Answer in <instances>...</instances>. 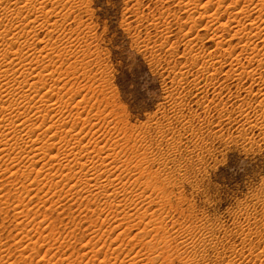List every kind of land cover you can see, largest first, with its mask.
<instances>
[{"label":"snow or ice","instance_id":"obj_1","mask_svg":"<svg viewBox=\"0 0 264 264\" xmlns=\"http://www.w3.org/2000/svg\"><path fill=\"white\" fill-rule=\"evenodd\" d=\"M80 2L82 0H27V3L36 9L35 13H39V19H37L36 15L35 20L29 21L34 27L31 29V33L25 32L22 34L26 39L20 41L11 38L12 44L19 45L17 52L11 54L16 55L18 53L21 61H24L27 59L28 54L32 53L33 58L28 64H35L36 67H39L47 79H44L33 90L34 94L33 91H24L23 85L27 84L28 80L32 78L31 72H29L21 83L20 91H14L9 94L8 88L4 87V83H7L8 79L7 76L4 77V83H0V90H2L0 102L8 103V107H3L0 104V127L15 133L21 153H25V149L39 153L41 159L47 157L44 160V164L47 163L49 167H52L57 162H62L72 155L70 149L73 148L74 140L80 134L81 113L87 109L91 114V118L87 116L84 120H87L88 125L94 128H96L97 124L100 127H105L106 132L109 134L105 135L102 133L101 135L104 136V139L106 138L111 142L110 154L114 153L118 160L116 161L117 166L112 169H108L105 164L104 171L100 176L93 174L88 177V172H84L85 183H87L89 178L94 179L98 183L93 185V190L96 189V186H99L103 188L105 195L112 196L113 192L106 193V189L113 188V182L109 181L104 184L100 177L104 175L105 171L108 176H111L113 172L119 171L121 176L115 179V181L119 179V184H116L115 189L117 196L123 195L128 201L124 207L128 209L136 208L138 204L142 207L146 205L148 208L156 206L152 213H147L151 216V219L148 220L146 225L144 224L146 215L142 214L139 216L133 215L131 219L124 222L128 225V233L140 229V231L136 232V235L128 239V244H132L135 241L137 245L147 249V252H141L139 256L145 261L151 260L152 264H157V261L163 264V261L172 254V248L166 243L164 228L167 227V224H165V221L170 223L169 216L178 217V213L174 211L175 200L165 201L163 197H160L157 192L160 181L153 173L157 171L158 164L162 167L170 166L171 159L176 158V152L182 151L183 144H188L191 147L189 137L192 136L193 131L196 133V136L192 137L193 139L207 132L210 135L204 136V139L208 143H220L221 147H223L224 142H228L229 136H232L233 139L236 138L235 135L222 131L221 125L228 128L234 125H241L242 130L247 132V128H244V124L240 123V121H245L246 109H249L250 106H246L247 99H243L245 100V105L237 104V101L241 100V91L247 92V89H243V85L239 84V87H236L234 92L229 90L226 93L227 100H232V104H237L236 107L228 104L225 97L221 96L215 89L220 87L217 84V80L220 78L226 81L223 84L225 89H230V86L242 81L244 77L256 78L260 87L264 84V55H261L264 50L257 52L250 42L252 34L245 31V28L252 27L253 24L257 28H259V25L255 20H251L250 23H240V20L237 19V17H241L245 21L250 20L254 12L252 7L249 6L253 3V0H206L203 4H201L200 0H187V2L185 0H95L94 7L97 9L102 8L103 11L99 12L96 18L91 21V26L89 25L88 17L73 7L75 3ZM0 3H3V0H0ZM49 3L61 7L62 11L63 5H70V7L64 12V17L56 22L58 35H54L55 39H52L53 36H49L48 39L51 41L52 50L46 51L47 55L44 57V62L41 63L35 52H33V48L36 49L38 44L44 46L40 51L48 47L42 42L37 43V36L40 32H44L47 27L48 12H45L44 8ZM192 4H195L194 10L188 7ZM241 4L243 6H240ZM126 6L128 11H122ZM212 7H215V12H212L210 16L200 15L196 19H192V15L189 16L187 14L188 18L181 20V16L185 14L181 9L187 13H194L199 9H203L204 13L207 14ZM173 8H177L178 15L173 16L171 12ZM133 9H135V19L132 16ZM221 9H224L225 12L229 9L233 10V15L229 17L228 22L223 24L219 23L220 16L216 14L220 13ZM73 13H76V17H79V19L68 23V17L72 16ZM54 14L59 15L58 13ZM30 15H33V13ZM261 16H264V12L261 13ZM206 18L209 21L207 25L202 28L199 27L197 20ZM25 20H27V17L21 23L26 27L24 24ZM37 20H40V23L37 24ZM233 21H235L236 25L235 32L229 35V33L233 32L230 27ZM260 24H264V20H261ZM185 25L189 26L187 31H185ZM198 33L200 34L199 39L197 38ZM255 35L264 37V28H260V34L257 35L255 33ZM7 36L8 33L0 36V41H3V43H0V68H3L8 75L14 76V73L3 67L6 63H11L7 60L11 52V45L5 39ZM221 36H223V41H220ZM226 36L228 37L227 39L225 38ZM210 38L217 40L220 45L219 48L215 45L212 52H208L205 48L201 51L199 46L207 43ZM245 38L248 39L249 43H237L233 47H225V45H230L234 40H244ZM170 40L172 41L171 43H169ZM77 48L79 51L76 54L67 55L66 65H60V62L56 63V61H59L55 59L57 55L61 59H65L64 49ZM237 48L241 49V52L239 55L233 56ZM25 49H28V52H25ZM181 49H183V54H178ZM193 49H195L194 53ZM81 52L85 54L81 55ZM138 52L140 55L137 54ZM256 55L260 56L258 61L256 60ZM141 56L151 58L154 70L160 77L166 81L174 82L169 92L173 97L174 107L169 105L156 110L153 108L155 100L147 95L146 92L140 90L139 82L134 80L133 77L141 76V73L136 71V68L140 66ZM49 60L52 61V71L46 72V65ZM242 60L244 64L241 63ZM253 63L258 65L255 70L237 72V68H244L245 64L251 65ZM118 65L121 66L117 67ZM21 67L25 68V64L21 63ZM225 67H229L230 70L222 72L221 70ZM67 69L71 70L67 71ZM209 69H213V71H209ZM117 71L121 75H116ZM114 76L116 83L121 85L126 97L129 92L127 85L129 83L136 85L135 91L132 93L133 99L126 100L133 111L138 110L143 113L150 110L153 112V115L145 121L146 128L141 129L138 125L136 126L135 136L137 139L128 136V132L133 129L121 130L118 127L122 123L120 119L122 112L112 104V97L115 93L111 88V83ZM61 80L64 81V86L58 88L57 84ZM201 81H204V83L201 84ZM69 84L75 85V92L68 86ZM45 88L44 94L40 95V90ZM249 88L251 92H248V97H251L253 91L252 87ZM209 89L213 91L210 93ZM49 93L57 97L55 103L49 104L44 99ZM69 93L72 95L69 96ZM81 93L85 94L84 98L69 107L73 97L79 96ZM37 96H39V100L34 105L32 101L36 100ZM261 96H264V90L261 91ZM65 97H68V99H65ZM93 97L96 99L93 100ZM256 99H259V97H252L253 101ZM88 101H92L90 107ZM141 101L144 103H141ZM33 107L37 108V112L31 116L27 115ZM20 108L25 109V111H17ZM93 108L97 109L94 113L92 112ZM54 110L56 118L49 117L48 113ZM65 113H68V115L65 116ZM20 117L25 118V124L28 126V132L23 135L16 132V128L19 126L15 124V120L20 119ZM41 117H44L43 120L51 121L47 127L44 126L43 122L40 124L34 122L28 124V121L41 119ZM124 119L126 120L127 118L124 117ZM141 120H144L143 115H141ZM69 123H71V127L65 130L64 125ZM73 123L76 124V127L80 126L79 131L74 130L75 128L72 127ZM247 124L248 128L255 129V125L250 122V117ZM260 126L264 127V123H261ZM113 128L116 129L114 133L112 132ZM39 129H43V131L39 132L35 140L31 139L29 133L37 132ZM4 133L7 142L8 132ZM66 133L67 135H65ZM217 133H219V136H217ZM250 133L247 132V135ZM53 137H57V140L55 143H50ZM220 137H223V142ZM261 140H264V135H261ZM65 142H67V147ZM32 144H39L40 147L32 149ZM52 149H58L55 155H49ZM0 151H3V149H0ZM13 151H16V149H13ZM57 157L59 160L55 159ZM19 159L25 162L31 160L32 164L39 163V161L34 160L33 156H28L27 153L24 156L20 155ZM32 164L28 166L32 167ZM15 166L16 164L12 165V167ZM61 166H63L62 163ZM0 168H2V165H0ZM97 171L99 172L100 169L97 168ZM7 174L5 176V172L0 171V177L3 178L0 179V184L4 180H8L11 183V170ZM28 175L30 177L32 173ZM124 176L129 178L135 176V179L131 180V183L127 181L120 183ZM16 183H20V178H17ZM25 183H27V180H25ZM123 185H127V187H122ZM190 188L196 192L197 197L200 199L205 196L213 198L216 193V189L211 186L207 177H201L193 181ZM79 190L77 188V191ZM3 191L4 189L0 188V192ZM149 191L151 195L145 197L144 193ZM133 193L138 197H143V199H134ZM97 196L100 200L103 199L99 192H97ZM0 201H3V196H0ZM5 203L7 202L5 201ZM104 203L106 204L107 201H104ZM57 209L54 208L53 213L49 216V221L53 219L57 221L51 225L53 229L51 239H49V235H43L41 239L43 243L39 241L33 242L35 243L34 252L28 245V241L27 244L17 241V243L22 245L21 249H27L21 252L24 257V264L25 262L30 264V261L33 260H35L36 264H42V262L47 264L45 257L50 260L49 253H52L53 249L56 250L53 241L63 244V248L65 246L68 247V244H75L78 245V250L87 249L90 246L93 249H99L95 247V244H99V242L95 241V237L88 232L87 228L82 227L87 224L89 228L92 227L93 231L99 234V231L89 224L88 219H85V217H89L88 212L91 211L90 209L88 211L85 208L80 209L79 220L72 215L70 207L67 217L64 216L65 210L58 212ZM118 209L122 210L123 207L118 206ZM136 210L139 212V208ZM64 220H68V224H65ZM225 223L227 231L231 235L226 236L225 232L221 231L217 234L220 238L216 241V250L222 248L220 255L224 257L223 264H227L229 255L235 257L234 264H245L248 257L244 256V252L247 251L251 254L249 249L251 248L253 252L257 246L261 247V251L256 258L261 260V264H264V229L257 236L249 231V225H244L242 228L238 225L233 230L231 222L226 221ZM44 225H46L45 230L47 231L48 223H44ZM141 225H144V228L141 229ZM117 227H120V225H117ZM124 231L125 229L116 236L119 238L118 240L125 236ZM177 231H179L178 228ZM65 233L67 234L65 235ZM72 233L75 235L73 236ZM150 234L151 239H138V237L146 238ZM167 236L172 237L176 243L184 242L182 238L175 237V233L172 232L171 228L168 229ZM236 239H239L241 243L239 245L234 244V248H230V242ZM65 240H67V243H64ZM252 241H256V243L253 244ZM50 245H52L51 251L49 250ZM45 248L46 250L41 254L40 250ZM25 252L28 255H24ZM154 252L156 255H153ZM87 255L88 253L83 254V256ZM214 257L215 251L209 247L207 249L206 264H216ZM133 259L135 260V258ZM136 264H139V261H136Z\"/></svg>","mask_w":264,"mask_h":264},{"label":"rangeland","instance_id":"obj_2","mask_svg":"<svg viewBox=\"0 0 264 264\" xmlns=\"http://www.w3.org/2000/svg\"><path fill=\"white\" fill-rule=\"evenodd\" d=\"M185 2H187V0H185ZM200 2L201 4H203L206 2V0H200ZM22 3H23V0L19 2L18 7H20ZM94 3H95V0H82V2L75 3L73 5V7H75L78 11H81L85 16L88 17L90 26H91V21L96 18V15L99 12L103 11L102 8H99V9L95 8ZM257 3H258V0H254L251 5L254 7L255 4ZM240 6H243V4H241ZM69 7L70 5H63V11L61 10V7H58V6L55 7V5L51 3H49L48 7H46L47 9L49 8L48 9L49 13H52L54 10V13H58L59 16L53 13L52 18H51L52 20L50 22L51 25L49 23V26H52V28H50L49 30L44 29V32H40L38 35L40 38L37 36V39L39 38L38 39L39 42L37 41V43L42 42L48 46L47 49H45V51L44 50L42 51L43 53L40 51V49L44 47L43 45L38 44L36 46L37 50L33 48V51L35 52L36 57L39 58L40 62L42 63L44 62L43 56L45 54L47 55L46 51L52 50L51 41H49V39L47 38H49V36H53L52 39H55L54 35H58L56 32V28H57L56 22L60 20L62 17H64L65 15L64 12H66ZM191 7L192 6L190 5L189 8ZM192 8L194 10L195 6H193ZM47 9L45 10L46 12H47ZM122 11H128L127 6ZM181 11L185 12V14L181 16V20L187 19L188 18L187 14L189 16L192 15V18L196 19L199 16V14L206 15V17L210 16L212 12H215V7L210 8L207 14L204 13L203 9H199L197 12H194V13H191V12L187 13L183 9H181ZM171 12L173 16H176L179 14L177 12V8L171 9ZM227 12L233 13V10L229 9ZM227 12H225L224 9H221L220 13H216L218 16H220V19H222V20H219V23L222 24L227 19L228 17ZM132 16H133V19H135V9L132 10ZM254 16H255V13L252 15L251 18L255 19ZM56 17L59 19H57ZM75 19H79V17H76V13H73L72 16L68 17L67 22L71 23V21ZM208 22L209 21L207 18L205 20H197V24L201 28L206 26ZM52 23L54 25H52ZM32 25L33 24H29V26H27L28 31H26L27 29H25L24 33L25 31L27 33L31 32L30 29ZM73 27H75V25H73ZM188 27H189L188 25H185V31L188 30ZM7 29L10 30L11 28H7ZM248 29H250V27ZM50 30L52 31L50 32ZM16 32L17 31L15 30V33ZM233 33H229V35ZM5 34L2 33V36ZM13 34L14 32H12L11 36H13ZM193 34L195 35V33ZM201 35H203V33H201ZM11 36L9 37L7 36L5 37V39L8 41ZM197 37L198 39L200 38L199 33L197 34ZM24 38L26 39V37L22 36L18 40L23 41ZM225 38L227 39L228 37L226 36ZM222 39H223V36H221L220 40L223 41ZM246 40L247 38H245L244 40H238V41L234 40L229 46L233 47L237 43L244 44ZM253 41L252 42L254 45L257 44L256 45L258 47L256 49L258 50L257 52L264 50L261 43H259L258 41L256 42L255 40ZM1 42L3 43V41ZM171 42L172 41L170 40L169 43ZM216 43H217V40L215 38H212V40L210 38L207 43H204L199 47L201 51H203V49L205 48L208 52H212L213 49L215 48V45L218 48ZM229 46H226V47H229ZM18 47L19 45L17 44L16 49H18ZM24 51L28 52V49H25ZM78 51H79L78 48L77 49H64L65 59H61L57 55L55 59L59 61H56V63L60 62V65H66L67 55L76 54ZM194 52H195V49H194ZM240 52H241V49L237 48L233 54L239 55ZM80 54L84 55L85 53L81 52ZM137 54L140 55L139 52ZM178 54H183V49H181V51ZM261 55H264V52L263 54L261 52ZM257 56L258 57H256V60L258 61L260 57L259 55ZM32 58H33V54L29 53L27 56V59L24 60L26 61V66L29 67L31 65V64L28 65V63L32 60ZM20 61L21 60L17 59L15 61L13 60V62L11 63H7L10 66L9 70L15 74L14 76L11 75L9 79L10 78L11 80L17 79L18 77V80L21 81V79L23 78L22 74L24 73L23 72L24 68H20L21 70L19 69V71H17L18 67H20L21 65ZM17 63H19V65ZM241 63L244 64V61L242 60ZM51 64H52V61L49 60L46 65V69H47L45 70L46 72L52 71ZM139 65L140 66L136 68V71L140 72L141 76L140 77L134 76L133 79L139 82L141 91L146 92L147 95H149L152 99L155 100V103L153 104V108L156 110H160L169 105H172L174 107L175 105L173 104V97L169 94L170 89L172 87V83L174 82L166 81L158 75V73L154 70L151 58H146V57L141 56ZM119 66L121 65H118L117 67ZM256 66L258 67L256 63H253L251 65L245 64L244 68H237L238 70L237 72L252 71L257 68ZM32 67L35 70L34 72L35 75L33 74V76H38L40 73L44 76V74L41 72V69L39 67H36L35 64H33ZM73 67H75V65H73ZM29 68H31V66ZM70 70L71 69H67V71H70ZM229 70H230L229 67H225L221 71L227 72ZM193 71H195V69H193ZM209 71H213V69H209ZM116 75H121V74L117 71ZM189 79H191V77H189ZM28 81H31V82L26 84L23 90L33 91V89L35 88L34 82L36 81L33 79V77L29 79ZM203 83L204 81H201V84ZM224 83H226V81H224L222 78L218 79L217 84H219L220 87L216 88L215 91L219 92L221 96H224L225 100H227L226 93L229 90L234 92L236 90V87H239V84L243 85V89H247V92L241 91L240 93L241 100L237 101V104L240 103L241 105H245V100L243 99H247L246 106H250L249 109H246L247 112L245 113V121L243 120L240 121V123L244 124V128H247V132H251L249 134L250 136L247 135V132L242 130L241 125H234L231 128L221 125L222 131L229 132L235 135L236 137L235 139H233L232 136H229L228 142H224L223 147H221L220 143H208L204 139V136L210 135V133H207V132H205L201 136H197L196 139H193L192 137L196 136L195 131H193L192 136L189 137V140L191 142V147H189L188 144H183L182 151H178L175 153L176 158L175 159L170 158L171 159L170 166L162 167L159 164L157 165V171L153 173V175L157 177V179L160 181V184L157 187V192L159 193L160 197L164 198L165 201L175 200L176 205L174 207V211L178 213V217L169 216L170 223L168 221H165V224H167V227L164 228V233H166L165 234L166 243L169 247L172 248V254L169 255V258L163 261V264H171V263L172 264H206L207 249L209 247L213 248L215 251L214 259L216 260V264H223L224 257L220 255V251H222V248L220 250H216V241L217 239L220 238L218 237L217 234L220 233L221 231H224L226 236L231 235V233L227 231V225L225 223L226 221L231 222V227L233 230L238 225L241 228L244 225H249V231L253 232V234L257 236L260 235L261 230L264 229V140H261V135H264V127L260 126L261 123H264V113L261 112V110L262 111L264 110V107L261 108L260 106H262V104L259 103V101L261 102V99H262L261 91L264 90V84H262L260 87L259 82L256 80V78L250 79L248 77H244L242 81L230 86V89L223 88ZM62 86H64L63 80L60 81L59 86L57 87L59 88ZM68 86L71 87L73 92L76 91L74 84L73 85L69 84ZM127 87L129 89V92L126 97L121 85L119 83H116V78L115 76L113 77L111 88L115 94L112 97V104L118 107L122 112V116L120 117V119L122 120V123L118 125V127L122 128L121 130H125L127 128L133 129L132 131L128 132V136L133 139H137V137L135 136L136 126L138 125L141 129L146 128L147 125L145 121L153 115V112L150 110L145 111L143 113H140L138 110L133 111L132 108L129 106V104L126 102V100L133 99L132 93L135 91L136 85L129 83ZM249 87H252V91H253V93H251V97H248V92H251V89ZM6 88L10 89L9 86H6ZM41 90H40V95L44 94V92L46 91V88L41 89ZM18 91L19 90L15 92H18ZM212 91H213L212 89H209L210 93ZM21 95L23 96V94ZM50 95L51 94L49 93V95L47 96L52 98L53 95L51 96ZM71 95L72 94L69 93V96ZM84 95H85L84 93H81L79 96L73 97V99L70 101L69 107H71V105L75 104L77 101L83 99ZM252 97H259V99H256L255 101H253ZM56 98L57 97L54 96L52 98L53 100L51 99L52 102H50L49 104L53 102L55 103L57 100ZM37 99L39 100V96L36 98V101H38ZM65 99H68V97H65ZM95 99L96 98L93 97V100ZM197 99H199V97H197ZM45 100H47V98ZM36 101L33 100L32 104H37ZM1 103L4 104V106L8 107V103L7 104L6 102H1ZM91 103L92 101H88L89 107L91 106ZM141 103H144V102L141 101ZM227 103L232 104V100H227ZM237 104H232V106L236 107ZM256 104H258V106H256ZM33 108L34 109L31 110L30 113L28 112L29 114L27 113V115L31 116L33 115V113L37 112V108L36 107H33ZM96 110H97L96 108H93L92 112L94 113ZM19 111L22 112V111H25V109L21 108L19 109ZM54 112L55 110L53 111V113H51V115L48 113V116L51 118H56V114H55L56 112L55 113ZM13 115H15V113ZM87 115L89 116V118H91V114L87 111V109L81 113L82 122L80 120V123L83 124L82 126L84 127L81 126L80 132L84 131V133L83 134L80 133L78 136L80 137L86 136L87 138L86 143L87 144L89 143L88 145L91 146V148L95 146L97 147V149L106 147L105 149H108V151L106 152L110 153L111 152V145H110L111 142H109V140H107L106 138L104 139V136L101 135L102 133H104L105 135H108L109 133L106 132L105 127H100L99 124H97L96 128H94L91 125H88L87 120H84L85 122L87 121L85 123L82 118L87 117ZM141 115L144 116V120H141ZM124 117H126L127 119L125 120ZM249 117H250V122L252 124L257 123L256 124L257 126L254 124L255 125L254 130L252 128H248L247 123L249 122ZM43 118L36 119L37 123L34 120V123L40 124L41 122L44 121ZM23 121H25L24 117H23ZM45 121L43 122L44 126L45 125L47 126L50 123L49 122L50 120L49 121L47 120L46 122ZM93 123H95V121H93ZM68 125H69L68 126L69 128L71 126V123H69ZM73 126H76V124L73 123L72 127ZM73 128L75 129L77 128L75 131H79V126L73 127ZM82 128H85V129L82 130ZM41 130L43 131V129ZM115 131L116 129L113 128L112 132L114 133ZM217 136H219V133H217ZM35 139L36 137H34L33 140ZM220 140L223 142V137H220ZM53 142L54 141L52 139V142L50 143H53ZM0 148H3V147H0ZM3 151L2 153L0 151V165H2V168H0V170L2 169L1 171L5 172V176H7L8 171L11 170L12 175L10 177L11 183L8 180H4V182L0 184V187L4 189L3 192H0V196H3V200H4V201H0L2 202L0 203V257H1L0 264L1 263L2 264H11V263L12 264H15V263L24 264V257L20 254L22 251H26L27 249L26 248L21 249L20 247H22V245H20V243L27 244V241H28V245L32 248L34 252L35 243H32V242L39 241L40 239L39 242L43 243V241L41 240L43 235L45 236L49 235L50 236L49 239H51V233L53 231L51 225L57 222L56 219L49 221V216L53 213V209L58 208L57 209L58 212L65 210L64 216L67 217L69 215L68 213L69 207L71 208L72 215L76 216L77 220H79L80 218V216L78 215L80 212V209L85 208L86 211H88L89 209L91 210L88 212L89 217H85V219H88L90 225L95 226L94 228L99 231V234H97L96 231H93L92 227H90L89 229L87 224H84L82 227L87 228L88 232L92 233V235L95 237V241H99V244H95V247L99 249H93L92 246H90L87 249L78 250L77 249L78 245H75V244H68V247L65 246V249H64L63 244L53 241V244L56 246V250L53 249V252L49 253V256L51 257L50 260L48 259V257H45V261H47V264L48 263L49 264H86V263L87 264H90V263L91 264H101L102 263L101 260L104 257H105L104 258L105 261L103 260L102 264H106L109 258L110 260L107 262V264H114L115 262L116 264H132L133 262L134 264H136V261H139V264H145V263L152 264L151 260L145 261L141 258V256H139V253L147 252V249L145 251V249L142 246L137 245L135 241L132 244H128V239H130L131 236L136 235V232L140 231V229H136L133 232L128 233L127 231L128 225L124 221L131 219V216L133 215L139 216L142 214V215H146L144 218V224L146 225L148 220L151 219V216L148 215L147 213H152L155 210L156 206H153L152 208H148L146 205L142 207L141 205L138 204L136 208L128 209L127 207H124L128 203V201L124 198L123 195L117 196L116 193H114L116 192L115 191L116 189H114V187H116V185H114V181H115L114 179H116L115 177L121 176V172L119 171L113 172L112 175L109 176L111 177V179L109 177L107 178L108 174L106 172V174L104 173L103 177L101 176L100 178V180L102 181L106 179L107 180L109 179V181L112 180L113 188L107 189L108 193H112L114 191L113 192L114 194L112 196L105 195L103 189L101 187L99 188L98 186H96V188H99V189H95L97 191L93 190L92 186L98 182L94 179L93 181H90L92 179L89 178L87 180L88 185L84 184L85 183V175H84L85 173L81 175L78 170L74 172L75 174H72V173L70 174L68 170L67 179L69 181L66 179V176H62L61 178L59 177L60 179L57 178L56 180L58 181L61 180L60 182L63 181V183H59V186L56 187L55 191L54 190L52 191L50 190V188H48V184L43 180V178H41V181L43 180L44 182L42 184L44 185L46 183L47 185L45 184L43 186L42 184H40L41 182H38L39 184L37 183V181L40 180V179L36 180L37 172L33 170L31 171V169L35 168L36 166L31 167V169H28L29 168L28 164H30L29 161L24 162V160H22L23 161L22 163L21 160L15 158L16 153L18 151H16V153L12 152L13 154L11 155V157L6 156L5 154L7 152L5 151L3 152ZM117 151H119V149H117ZM3 153L4 155H2ZM110 155H111L110 162H109L110 165L109 166L107 165L108 169H112L114 166H117L116 161L118 160V157L114 153L113 154L111 153ZM13 158L15 159L12 160ZM16 159L18 160V162L15 161ZM37 159H39V157H37ZM111 159H112V162H111ZM113 161L115 162L114 164H112ZM19 162H21L22 165ZM24 163L26 164L28 168H26L25 165H23ZM13 164H16V166L12 167ZM37 166L41 167L40 164H38ZM92 166H94V168L95 166L96 168H100L101 166L99 172L95 168L96 169L95 175L98 176V174L101 175V173H103L104 165H101L100 163L98 164L96 163V165L93 164L90 167L92 168ZM5 168H6V171H5ZM28 171L29 173L32 172V175L30 177H28L29 176L27 173ZM66 173L65 175H67ZM34 176H35V180H33ZM31 177L32 179H28ZM88 177H91L89 173H88ZM177 177H179V179H177ZM201 177H207L209 179L211 186L216 189V193L213 198H209L205 196L203 199H200L199 197H197L196 192L191 190L190 186L192 185V182L198 180ZM17 178H20L21 185L16 183ZM0 179H2V177H0ZM134 179H135V176H132L131 178H129L128 176H124L123 179L120 181V183H124L125 181H127L128 183H131V180H134ZM25 180L27 181L29 180V182L25 183L24 187H22ZM32 180L33 182H35L33 185H32L33 183ZM65 180L66 182H64ZM118 182H119V179L115 181V183H118ZM65 183H66V186L68 185L69 187L68 186L66 187L64 185ZM35 184H38V186ZM104 184H107V181H104ZM25 185L26 186L28 185L27 187L28 189L25 187ZM86 185L89 187L87 188ZM123 186L127 187V185H123ZM145 186L147 187V185ZM30 188H33V189H30ZM77 188H79L80 190L77 191ZM86 189L87 190L89 189V190L87 191ZM63 190L64 191L66 190V191L64 192ZM107 190H106V193H107ZM27 191H29L30 193ZM141 191H143V189H141ZM97 192H100L99 193L100 196L104 197L102 200L97 199L98 198ZM55 193H57L58 195L57 194L55 195ZM50 194H52L53 196ZM93 195H95V197ZM149 195H151L150 191L144 193L145 197ZM105 196L107 197L105 198ZM18 197H20L21 199H18ZM40 197L42 198V200L44 199L45 200L40 201L41 199ZM110 198L115 199V202L113 201V199H110ZM133 198L143 199V197L136 196L135 193H133ZM46 199L47 200L50 199V200L47 202ZM5 201L7 203H5ZM104 201H107V203L105 204ZM19 202L21 204H19ZM45 202H46V205H44ZM118 206L123 207V209L122 210L118 209ZM137 208H139V212H137L136 210ZM20 211L23 212V215H26L24 216V219H23L22 214H20L22 213ZM18 215H20V217ZM56 215L58 217V213ZM157 215H159V213H157ZM98 217L100 218L98 219ZM21 219L23 220L20 221ZM63 222L65 224H68V220H64ZM44 223H48L49 228L47 229V231H45L46 225H44ZM133 223H135V221H133ZM27 224L29 226H27ZM117 225H120V227H117ZM142 228H144V225L141 226V229ZM169 228H171L172 232L175 233V237L182 238L184 242L176 243L172 237H168L167 232ZM177 228L179 229V231H177ZM105 229H107V231H105ZM124 229H125L124 231L125 236L121 237V239L118 240L119 238L116 236L120 232H122ZM66 234L67 233H65V235ZM72 235L74 236L75 234L72 233ZM81 235H83V233H81ZM138 239H151V234L146 238L138 237ZM157 239H159V237H157ZM17 241H19L20 243H17ZM64 243H67V240H65ZM240 243H241L240 240L236 239L230 242L229 246L230 248H234L235 246L234 244L239 245ZM252 243L255 244L256 241H252ZM51 248H52V245L49 246L50 251H51ZM58 248H60L61 250ZM45 250L46 248L41 249L40 250L41 254H43ZM93 251H96L100 254L99 258H101V260L99 258L97 259H95L94 257L91 258L92 255H90L89 257V254L87 257L83 256L84 253L93 252ZM249 251L251 252V254H249V252L247 251L244 252V256L248 257L245 264H261V260L256 259L257 254L261 251V247L257 246L255 248V251L253 252H252V249L250 248ZM80 254L83 256V258ZM7 255H10V256L6 257ZM24 255H28V253L25 252ZM153 255H156V253L154 252ZM84 257H85V261H84ZM133 257L135 258V260L133 259ZM22 258L23 260H21ZM86 258L87 260H89L88 262ZM2 260L4 261L2 262ZM234 260H235V257H232L229 255L227 259V264H234ZM31 262H30L31 264H36L35 260ZM25 264H28V262L27 263L25 262ZM42 264H44V262H42ZM157 264H161V262L157 261Z\"/></svg>","mask_w":264,"mask_h":264},{"label":"bare ground","instance_id":"obj_3","mask_svg":"<svg viewBox=\"0 0 264 264\" xmlns=\"http://www.w3.org/2000/svg\"><path fill=\"white\" fill-rule=\"evenodd\" d=\"M20 1H22V0H3V3H0V34H1V36H2V33L3 34H7L8 33V37L9 36H11L12 35V32H14V34H13V36H11L10 37V39L9 38H7V39H9L8 40V44H10L11 45V52H10V54L8 55V57H7V60L8 61H10V62H13V60L15 61V60H21L20 59V55L17 53L16 55H12L11 53H14V52H17V49H16V47H17V44H12L11 43V38H13L14 40L15 39H20L21 37H22V34H24V30L25 29H27V26H29V24H31V23H29V21H31V20H35L36 19V15H37V19H39V13H35L36 12V9L35 8H33L32 7V5L31 4H28L27 3V0H23V3H22V5H26V6H20V7H18V4H19V2ZM254 1V0H253ZM48 5L49 4H47L46 6H45V8H44V11L47 9L46 7H48ZM190 6V5H189ZM188 6V7H189ZM192 7L193 6H195V4L194 5H191ZM252 6V5H251ZM251 6H249V7H251ZM52 7V6H51ZM56 7V6H55ZM191 7V9H193ZM253 7V6H252ZM49 9V8H48ZM47 9V12H48V24H47V27H46V29H50V28H52V26H49V23L51 22V18H52V14L54 13V12H52V13H49V10ZM195 9V8H194ZM252 10H253V12L255 13V16H254V18L255 19H252V18H250V20L249 21H245V20H243L241 17H237V19H239L240 20V23H250L251 22V20H255L256 21V23L259 25V28H257L256 27V25L255 24H253L252 25V27H250V29H248V28H245V31L246 32H248V33H250V34H252V36H251V43L253 44V40H255L256 42L258 41L259 43H261L262 44V46H263V48H264V37H257L256 35H255V33H257V35H259L260 34V28H264V24H260V21L261 20H264V16H261V13L262 12H264V0H260L257 4H255V6L252 8ZM46 12V11H45ZM33 13V15H30V14H32ZM228 13V17H227V19L223 22V23H226V22H228V19H229V17L231 16V15H233V13L232 12H227ZM201 14H199V16H200ZM56 16V15H55ZM59 16V15H58ZM57 16V17H58ZM27 17V20H25L24 21V24L26 25V27L22 24L21 25V22L24 20V18H26ZM56 17V18H57ZM57 19H59V18H57ZM56 19V20H57ZM193 19V18H192ZM205 20V19H204ZM220 20H222V19H220ZM36 23L38 24V23H40V20H37L36 21ZM54 23V22H53ZM52 23V25H54ZM222 23V24H223ZM50 25H51V23H50ZM23 27V28H22ZM34 27V25H32V27H31V29ZM230 27L233 29V32H235V28H236V25H235V21H233L232 22V24H230ZM7 28H11L10 30H8ZM13 28H14V30H13ZM31 29H30V31H31ZM6 30V31H5ZM13 30V31H12ZM15 30L18 32H16L15 33ZM248 30H250V31H248ZM12 31V32H11ZM26 31H28V29L26 30ZM25 31V32H26ZM52 30H50V32H51ZM49 32V33H50ZM232 32V33H233ZM29 33H31V32H29ZM5 34V35H6ZM18 34H21V37H20V35H18ZM234 34V33H233ZM194 35V34H193ZM39 37V36H38ZM40 38V37H39ZM38 38V39H39ZM198 38V37H197ZM221 38V37H220ZM23 39V38H22ZM25 39V38H24ZM48 39V38H47ZM43 40V39H42ZM211 40H212V38H211ZM223 40V39H222ZM22 41V40H21ZM47 41V40H46ZM221 41V40H220ZM253 41V42H252ZM39 42V41H38ZM41 42V41H40ZM49 42V41H48ZM0 43H2L1 41H0ZM244 43H249V41H248V39L244 42ZM217 44V46H218V48H219V43H216ZM257 45V44H256ZM256 45H254L253 44V47L254 48H258ZM226 46H229V45H225V47ZM230 47V46H229ZM47 49V48H46ZM37 50V49H36ZM45 51V50H44ZM258 51V50H257ZM34 52V51H33ZM42 52V51H41ZM40 52V53H41ZM37 53H38V51H37ZM36 53V54H37ZM43 53V52H42ZM41 53V54H42ZM193 53H194V49H193ZM262 54H263V52H262ZM46 55V54H45ZM45 55L43 56V57H45ZM233 55H236V54H233ZM238 55V54H237ZM59 56V55H58ZM41 57V56H40ZM60 57V56H59ZM256 57H258L257 55H256ZM260 57V56H259ZM39 59V58H38ZM41 59V58H40ZM42 60V59H41ZM43 61V60H42ZM20 63H24L25 64V68H24V70H23V78L21 79V81L20 80H18V79H12L11 80V78L9 79V77L11 76V75H9L8 76V73H6V72H4L3 71V68H0V83H4V77L5 76H7V79H8V84L7 83H5V85L6 86H9L10 87V89L8 88V92H9V94H12L14 91H17V90H19L20 91V88L22 87V82L25 80V77L29 74V72H31V76L33 77V79L36 81V82H34L35 83V88H34V86H33V88L34 89H36L37 88V86L39 85V84H41L42 83V81L44 80V79H46L47 77H44L41 73L38 75V76H33V74L35 75V70L33 71V67H32V65H30L31 66V68H29L28 66H26V61H20ZM42 63V62H41ZM13 64V63H12ZM16 64V63H15ZM18 65H19V63H17ZM6 65H8L7 63L5 64V65H3V67L4 68H7L8 70H9V65L8 66H6ZM29 65V64H28ZM50 66V65H49ZM12 67V66H11ZM17 67V66H16ZM253 67V66H252ZM257 67V66H256ZM20 68H22L21 67V65H20V67H18V69H20ZM251 68V67H250ZM255 68V67H254ZM11 69V68H10ZM13 69V68H12ZM27 69V70H26ZM21 70V69H20ZM47 70V69H46ZM249 70V69H248ZM255 70V69H254ZM10 71V70H9ZM238 71V70H237ZM10 72H12V71H10ZM20 72H22V71H20ZM43 73V72H42ZM12 78H14V77H12ZM21 78V77H20ZM218 81V80H217ZM29 82H31V81H28V83ZM27 83V84H28ZM60 83V82H59ZM59 83L57 84V86H59ZM10 84V85H9ZM4 85V87H6ZM25 85L26 84H24L23 85V89H24V87H25ZM31 85V84H30ZM32 86V85H31ZM30 87V86H29ZM29 89V88H28ZM33 89V90H34ZM30 90H32V89H30ZM13 91V92H12ZM18 91V92H19ZM25 91V90H24ZM26 91H28V90H26ZM42 91V90H41ZM0 92H1V94H2V90H0ZM34 92V91H33ZM43 95V94H42ZM51 96V95H50ZM38 97V96H37ZM46 98H47V101H48V103H50V102H52L51 101V99L54 97H48V96H45ZM45 98V99H46ZM57 99V98H56ZM263 99V100H262ZM262 99H261V102L259 101V103H261L262 104V106H260L261 108L262 107H264V97L262 96ZM38 100V99H37ZM53 100V99H52ZM36 101V100H35ZM37 102V101H36ZM43 102V101H42ZM41 102V103H42ZM54 103V102H53ZM243 103V102H242ZM0 104H2L1 102H0ZM7 104V103H6ZM52 104V103H51ZM35 105V104H34ZM2 106L3 107H7V106H4V104H2ZM21 109V108H20ZM34 108H32L31 110H33ZM36 109V108H35ZM18 111H19V109H18ZM36 111V110H35ZM261 112L262 113H264V110L262 111L261 110ZM30 113V112H29ZM28 113V114H29ZM36 113V112H35ZM51 113H53V112H49V114L51 115ZM55 113V112H54ZM14 114V113H13ZM56 114V113H55ZM54 114V115H55ZM66 115H68L67 113H65V116ZM30 116V115H29ZM88 116V115H87ZM43 118V117H42ZM41 118V119H42ZM85 118V117H84ZM84 118H82L83 119V121H84ZM44 119V118H43ZM41 121V120H40ZM45 121V120H44ZM43 121V122H44ZM47 121V120H46ZM45 121V122H46ZM49 121V120H48ZM259 121V120H258ZM34 121H28V124H32ZM35 122L37 123V121H36V119H35ZM49 122H51V121H49ZM81 122H82V120H81ZM85 122V121H84ZM87 122V121H86ZM85 122V123H86ZM40 123V122H39ZM84 123V124H85ZM15 124L16 125H18L19 127H17L16 128V132L17 133H19L20 135H23L25 132H28V126L25 124V121H23V117L22 118H20V119H17V120H15ZM81 124V123H80ZM255 124V123H254ZM257 124V123H256ZM255 124V125H256ZM83 124H81V126H82ZM259 125V124H258ZM46 126V125H45ZM48 126V125H47ZM46 126V127H47ZM68 124H66V125H64V128H65V130H67V128H68ZM86 126V125H85ZM257 126V125H256ZM71 127V126H70ZM73 127H76V126H73ZM82 127H84V126H82ZM79 128H80V126H79ZM91 128V127H90ZM77 129V128H76ZM76 129H74V130H76ZM85 128H82V130H84ZM102 129V128H101ZM122 129V128H121ZM40 130L41 129H39L37 132H32V133H29V136L31 137V138H33L34 139V137H37L38 135H39V132H40ZM89 130V129H88ZM42 131V130H41ZM4 132H8V135H7V139H8V141L6 142V140H5V133ZM85 132H86V130H85ZM80 133H84V131L83 132H80ZM92 133V132H91ZM87 134V133H86ZM65 135H67V133L65 134ZM85 135V134H84ZM84 135H82V136H84ZM88 135V134H87ZM90 136V135H89ZM53 139V141L54 142H56V140H57V137H53L52 138ZM62 139H63V137H62ZM89 140V139H88ZM86 141H87V138H86V136H84V137H80V136H77L76 138H75V140H74V145H73V148L72 149H70V151H71V153H72V155L71 156H68L67 157V159L66 160H64V161H62V162H57L54 166H52V167H49V165L47 164V163H45L44 164V160H46L47 159V157H45L44 159H41L40 158V154L39 153H36V152H33V151H29L28 149H25V153H27V155L28 156H33L34 157V160L35 161H39V163H34V164H32V161L31 160H29V163L30 164H32V167H35V168H33V169H31V167H27L26 166V164L24 163L23 165H25V167L26 168H28V169H31V171L33 170V171H35V172H37L36 173V180H38V179H40V180H38L37 181V183L38 182H41L40 184H42V183H44L43 182V180L48 184V188H50V190H54L55 191V189H56V187L57 186H59V183H63V181L62 182H60L61 180H56L57 178H61L62 176H66V179L68 178L67 176H68V170H69V172H70V174L72 173V174H75L74 172L75 171H79L80 172V174L81 175H83L84 174V172H88L89 173V175H93V174H95L96 173V166H95V168H94V166H92V168L90 167L91 165H96V163L98 164V163H100L101 165H110V158H111V155H110V153H108V152H106V147H104V148H100V149H97V147L95 148V147H93V148H91V146H89L87 143H86ZM50 142H52V140L50 141ZM53 142V143H54ZM110 142V141H109ZM18 143H19V141L16 139V137H15V133H11L10 131H8L6 128H3V127H0V147H3V148H0V149H4V151L5 152H7L5 155L6 156H9V157H11V155L13 154L12 152H15L16 153V151H18L17 153H16V156H15V158H17V159H19V156L21 155V156H24L25 155V153H21L20 152V150H19V148H18ZM91 144V143H90ZM98 145V144H97ZM65 146L67 147V142H65ZM40 147V145L39 144H32L31 145V148L32 149H38ZM103 147V146H102ZM110 147V146H109ZM13 149H16V151H13ZM3 151V152H4ZM57 151H58V149H52V150H50V152H49V155H55L56 153H57ZM110 151V150H109ZM1 153H2V151H1ZM113 154V153H112ZM2 155H4V153L2 154ZM5 156V157H6ZM37 157H39V159H37ZM102 157H104L103 159H102ZM2 158H4V157H2ZM15 158H13L12 160H14ZM113 158V157H112ZM15 160V161H17L18 162V160ZM49 159H53V158H49ZM55 159H57V160H59V158L57 157V158H55ZM114 159V158H113ZM20 160V159H19ZM115 160V159H114ZM117 160V159H116ZM11 161V160H10ZM22 161V160H21ZM17 162H16V164H17ZM25 162V161H24ZM111 162H112V159H111ZM15 163V162H14ZM20 164H21V162H19ZM22 163H23V161H22ZM53 163H55L54 161H53ZM61 163L63 164V166H61ZM109 163V164H108ZM115 162L113 161V163L112 164H114ZM12 164V163H11ZM38 164H40V166H43L42 168H40V167H38L37 165ZM22 165V164H21ZM29 165V164H28ZM90 165V166H89ZM6 166V165H5ZM20 166V165H19ZM18 166V167H19ZM11 167V166H10ZM103 167V166H102ZM8 168V167H7ZM100 168H101V166H100ZM99 168V169H100ZM11 169H13V168H11ZM83 169V171H81ZM103 169V168H102ZM2 170V169H1ZM0 170V171H1ZM9 170V169H8ZM5 171H6V168H5ZM14 171H16V170H14ZM67 172V173H66ZM19 173V172H18ZM28 174H29V171L27 172ZM30 173H32V172H30ZM65 173L67 174V175H65ZM105 174H106V171L104 172ZM13 174H14V172H13ZM77 174V173H76ZM79 174V173H78ZM98 174V173H97ZM16 175V174H15ZM85 175V174H84ZM98 176H100V174H98ZM29 177V176H28ZM103 177V176H102ZM109 176L107 175V178H108ZM41 178H43V180L41 181ZM59 178V179H60ZM65 178V177H64ZM63 178V179H64ZM101 178V177H100ZM110 179H111V177H109ZM116 178V177H115ZM3 179V178H2ZM27 179V178H26ZM28 179H32V177L31 178H28ZM84 179V178H83ZM33 180H35V176H34V178H33ZM33 180H32V182H33ZM68 180V179H67ZM115 180V179H114ZM118 180V179H117ZM116 180V181H117ZM128 180V179H127ZM69 181V180H68ZM77 181H78V179H77ZM90 181H93V179L92 180H90ZM89 181V182H90ZM103 181H107V183H108V181H109V179L107 180H103ZM112 181V180H111ZM27 182H29V180L27 181ZM64 182H66V180L64 181ZM88 182V181H87ZM96 182V181H95ZM21 183H23V182H21ZM35 182H33L32 183V185L34 184ZM45 183V184H46ZM68 183V182H67ZM98 183V182H97ZM119 183V182H118ZM118 183H115V181H114V185H116V184H118ZM20 184V183H19ZM24 184H25V181H24V183H23V186L22 187H24ZM39 184V183H38ZM38 184H35V185H37L38 186ZM44 184V185H45ZM46 184V185H47ZM78 184V183H77ZM81 184V183H80ZM84 184H87L88 185V183H84ZM21 185V184H20ZM43 185V184H42ZM43 185V186H44ZM65 186H66V183L64 184ZM86 185V186H87ZM42 186V187H43ZM63 186V185H62ZM68 186V185H67ZM66 186V187H67ZM92 186V185H91ZM25 187L27 188L28 187V185L26 186L25 185ZM61 187V186H60ZM69 187V186H68ZM89 186H87V188H88ZM93 187V186H92ZM99 187V186H98ZM124 187V186H123ZM1 188V187H0ZM37 188V187H36ZM44 188V187H43ZM85 188V187H84ZM100 188V187H99ZM99 188H96V189H99ZM28 189V188H27ZM30 189H33V188H30ZM29 189V190H30ZM35 189V188H34ZM42 189V188H41ZM46 189V188H45ZM65 189V188H64ZM90 189H92V188H90ZM103 189V188H102ZM108 189V188H107ZM106 189V190H107ZM111 189V188H110ZM114 189H115V187H114ZM113 189V190H114ZM24 190V189H23ZM44 190V189H43ZM66 190H68V189H66ZM65 190V191H66ZM87 190V189H86ZM89 190V189H88ZM87 190V191H88ZM112 190V191H113ZM33 191V190H32ZM48 191V190H47ZM64 191V190H63ZM62 191V192H63ZM64 191V192H65ZM72 191V190H71ZM91 191V190H90ZM95 191H97V190H95ZM101 191V190H100ZM110 191V190H109ZM116 191V190H115ZM27 192H29V191H27ZM39 192V191H38ZM44 192V191H43ZM68 192V191H67ZM103 192V191H102ZM101 192V193H102ZM114 192V191H113ZM30 193V192H29ZM33 193V192H32ZM47 193V192H46ZM53 193V192H52ZM57 193H59V192H57ZM57 193H55V195L57 194ZM73 193V192H72ZM71 193V194H72ZM86 193V192H85ZM100 193V192H99ZM107 193H108V190H107ZM114 193H116V192H114ZM113 193V194H114ZM5 194V193H4ZM27 194V193H26ZM35 194H36V192H35ZM65 194V193H64ZM66 194H68V193H66ZM50 195H52V194H50ZM49 195V196H50ZM58 195V194H57ZM95 195H96V193H95ZM95 195H93L94 197H95ZM102 195V194H101ZM10 196V195H9ZM33 196H35V195H33ZM53 196V195H52ZM87 196V195H86ZM21 197V196H20ZM20 197H18V199H21ZM32 197V196H31ZM45 197V196H44ZM48 197V196H47ZM107 196H105V198H106ZM5 198H6V196H5ZM41 198V197H40ZM90 198V197H89ZM104 198V197H103ZM38 199H39V197H38ZM51 199H52V197H51ZM97 199H99V197L97 198ZM110 199H113V198H110ZM42 200V198L40 199V201ZM45 200V199H44ZM44 200H42V201H44ZM47 200V199H46ZM50 200V199H49ZM49 200H47V202L49 201ZM4 201V200H3ZM20 201V200H19ZM39 201V200H38ZM112 201V200H111ZM110 201V202H111ZM113 201L115 202V199H113ZM21 202V201H20ZM19 202V204H21ZM52 202V201H51ZM59 202V201H58ZM92 202V201H91ZM126 202V201H125ZM0 203H2V202H0ZM50 203V202H49ZM90 203V202H89ZM96 203V202H95ZM102 203V202H101ZM60 204V203H59ZM44 205H46V202H45V204ZM110 205V204H109ZM116 205V204H115ZM88 206V205H87ZM100 206V205H99ZM104 206V205H103ZM19 207V206H18ZM89 207V206H88ZM113 207V206H112ZM111 207V208H112ZM48 208V207H47ZM98 208H100V207H98ZM109 208V207H108ZM19 209V208H18ZM114 209H115V207H114ZM147 209V208H146ZM103 210V209H102ZM145 210V209H144ZM114 211V210H113ZM20 212H22V211H20ZM32 213V212H31ZM20 214H22V216H23V219H24V216H26V215H23V212L22 213H20ZM113 214V213H112ZM146 214V213H145ZM35 215V214H34ZM33 215V216H34ZM115 215H116V213H115ZM19 217H20V215H18ZM30 216V215H29ZM43 216V215H42ZM45 216V215H44ZM124 216V215H123ZM29 218V217H28ZM105 218V217H104ZM19 219V218H18ZM23 219H21L20 221H22ZM37 219H39V218H37ZM45 219H46V217H45ZM106 220V219H105ZM29 221V220H28ZM107 223H108V221H107ZM37 224V223H36ZM93 224H94V222H93ZM26 225V224H25ZM43 225V224H42ZM27 226H29L28 224H27ZM34 226V225H33ZM142 226V225H141ZM95 227V226H94ZM49 228V227H48ZM22 229H23V227H22ZM37 229V228H36ZM90 229V228H89ZM38 231V230H37ZM46 231V230H45ZM51 231V230H50ZM49 233V232H48ZM94 233V232H93ZM50 234V233H49ZM102 234V233H101ZM166 234V233H165ZM29 237V236H28ZM50 237V236H49ZM190 237V236H189ZM15 239V238H14ZM42 239V238H41ZM31 240V239H30ZM39 241H40V239H39ZM171 241V240H170ZM99 242V241H98ZM33 243V242H32ZM122 243V242H121ZM57 244V243H56ZM35 246V245H34ZM171 246V245H170ZM62 248V247H61ZM110 248V247H109ZM58 249H60V248H58ZM65 249V248H64ZM4 250V249H3ZM145 251H146V249H145ZM13 252V251H12ZM82 252V251H81ZM11 254V253H10ZM83 254V253H82ZM88 254H89V257H90V255H92V257L91 258H95V259H97V258H99V256H100V254L98 253V252H96V251H93V252H88ZM21 255V254H20ZM81 255V254H80ZM10 255H7L6 257H9ZM77 256V255H76ZM82 256V255H81ZM88 256V255H87ZM87 256H85V257H87ZM105 256V255H104ZM116 256V255H115ZM85 257H84V261H85ZM172 257V256H171ZM1 258V257H0ZM5 258V257H4ZM73 258V257H72ZM83 258V257H82ZM105 258V257H104ZM104 258L101 260V258H99L101 261H102V263H103V260H104ZM134 258V257H133ZM169 258V257H168ZM2 259H3V257H2ZM107 259V258H106ZM139 259V258H138ZM171 259V258H170ZM257 259V258H256ZM1 260V259H0ZM21 260H23V258L21 259ZM86 260H87V258H86ZM94 260V259H93ZM110 260V258L108 259V261ZM112 260V259H111ZM4 260H2V262H3ZM89 260H87V262H88ZM95 261V260H94ZM105 261V260H104ZM107 261V262H108ZM1 262V261H0ZM17 262V261H16ZM31 262V261H30ZM83 262V261H82ZM99 262V261H98ZM107 262H106V264H107ZM115 262V261H114ZM171 262V261H170ZM14 263V262H13ZM27 263V262H26ZM32 263V262H31ZM30 263V264H31ZM93 263V262H92ZM97 263V262H96ZM101 263V264H102ZM105 263V262H104ZM110 263V262H109ZM113 263V262H112ZM2 264V263H1ZM12 264V263H11ZM15 264H17V263H15ZM49 264V263H48ZM87 264V263H86ZM91 264V263H90ZM114 264H116V262L114 263ZM132 264H134V262L132 263ZM146 264V263H145ZM172 264V263H171Z\"/></svg>","mask_w":264,"mask_h":264}]
</instances>
